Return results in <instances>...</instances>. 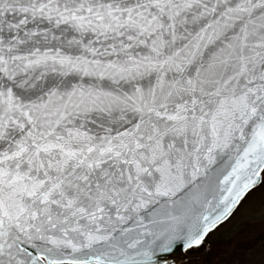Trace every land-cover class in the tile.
Listing matches in <instances>:
<instances>
[{
  "label": "snow or ice",
  "instance_id": "snow-or-ice-1",
  "mask_svg": "<svg viewBox=\"0 0 264 264\" xmlns=\"http://www.w3.org/2000/svg\"><path fill=\"white\" fill-rule=\"evenodd\" d=\"M264 183V0H0V264H158Z\"/></svg>",
  "mask_w": 264,
  "mask_h": 264
},
{
  "label": "rangeland",
  "instance_id": "rangeland-1",
  "mask_svg": "<svg viewBox=\"0 0 264 264\" xmlns=\"http://www.w3.org/2000/svg\"><path fill=\"white\" fill-rule=\"evenodd\" d=\"M193 255L199 257L182 264H264V183L243 199L231 218Z\"/></svg>",
  "mask_w": 264,
  "mask_h": 264
},
{
  "label": "water",
  "instance_id": "water-1",
  "mask_svg": "<svg viewBox=\"0 0 264 264\" xmlns=\"http://www.w3.org/2000/svg\"><path fill=\"white\" fill-rule=\"evenodd\" d=\"M258 186H256L255 188H257ZM255 188H253L252 190H254ZM187 252L188 251L184 250L183 245L178 243L173 247L171 251L158 254V264H182L188 260L197 259L199 257L196 255H188Z\"/></svg>",
  "mask_w": 264,
  "mask_h": 264
},
{
  "label": "trees",
  "instance_id": "trees-1",
  "mask_svg": "<svg viewBox=\"0 0 264 264\" xmlns=\"http://www.w3.org/2000/svg\"><path fill=\"white\" fill-rule=\"evenodd\" d=\"M188 253H190L189 255H193V254H196L197 253V249H194V250H190Z\"/></svg>",
  "mask_w": 264,
  "mask_h": 264
}]
</instances>
